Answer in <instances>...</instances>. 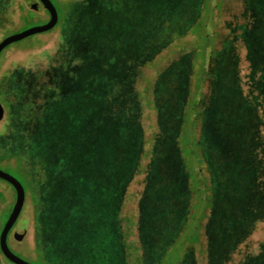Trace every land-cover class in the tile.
I'll return each mask as SVG.
<instances>
[{
    "label": "rangeland",
    "instance_id": "374dc122",
    "mask_svg": "<svg viewBox=\"0 0 264 264\" xmlns=\"http://www.w3.org/2000/svg\"><path fill=\"white\" fill-rule=\"evenodd\" d=\"M51 1L60 24L9 46L0 56V101L6 106L0 123V170L18 179L27 192L24 210L9 236L12 252L29 264H46L36 254L38 247L45 251L48 264H264V0ZM13 4L14 0H0V9L7 13L3 26L8 28L0 29V43L50 20L49 14L27 7L37 15L27 23L26 16L21 20V14L10 13ZM119 38L123 41L118 45ZM130 71L132 84L127 85L128 79L118 85ZM94 84L98 89H91ZM182 103L181 133L198 138L197 118L201 145L190 140L192 147L187 148L183 139L178 146L168 131L178 125L176 112ZM195 106L200 112L196 118ZM156 137L157 147H163L154 164L170 147L172 160L182 155L190 172L205 152V141L221 148L204 156L209 164L220 165L232 178L216 191L215 181L205 180L209 176L205 171L206 198L194 199L193 216L187 219L180 201L184 195L176 188L183 168L173 163L176 174L161 161L157 187L176 199L167 204L168 212L154 204L159 216L166 217L156 226L139 229L145 207L162 199L147 187L146 176L135 177L125 191L129 200L124 199L115 221L120 241L116 232L110 235L117 249L124 245L126 260L117 250V259H107L103 236L95 241L99 248L95 245L90 251L81 243L85 231L64 241L60 227L55 230V224L43 223L44 211L45 219L48 212L53 217L49 205L64 193L62 176L50 180L53 166L70 173L78 164L70 177L87 186L81 197L89 203L93 191L110 194V177L126 171L134 160L148 164L143 154L154 147ZM230 137L238 138L240 148H258L257 169L228 164L230 146L224 138ZM32 147H38V156ZM26 179L35 186L32 193ZM125 183L120 179L118 189ZM43 184L51 187V203H44ZM0 190L5 194L0 195L1 235L17 196L2 180ZM87 218L91 222V212ZM0 264H13L1 250Z\"/></svg>",
    "mask_w": 264,
    "mask_h": 264
},
{
    "label": "trees",
    "instance_id": "16d2710c",
    "mask_svg": "<svg viewBox=\"0 0 264 264\" xmlns=\"http://www.w3.org/2000/svg\"><path fill=\"white\" fill-rule=\"evenodd\" d=\"M31 1H33V0H23L22 2H17V0H14V4L11 7L12 11L10 13L21 14V20L24 18V16H26L27 20L25 18L24 19H25V22H27V23L35 21L37 19V15L32 13L31 11L27 10V7H28L27 4H28V2H31ZM4 12H5V9L1 8L0 9V29L2 31H5L8 29V28H5L3 26V22H2L4 15L7 14ZM31 15H33L32 18H31ZM135 17L136 16H134V18H133V16H130L129 19L132 20V18H133V20H134ZM149 19H154V17L152 15H150ZM131 24H133V23H131ZM163 25H165V24H163ZM153 33H155L154 29L152 30V34ZM80 34H82V33H80ZM121 39L119 38V40H116L117 41L116 44L119 45L120 41H123V38H121ZM146 43H149V41ZM98 47L101 48V46H98ZM95 49L99 50L97 48V46ZM93 50L94 49H92L91 51H93ZM128 51L130 52L131 50L129 49ZM88 53L90 54L92 52L88 51ZM101 53H103V51H101ZM137 53H138V51H137ZM101 56H102V54H101ZM190 73H191V71H190ZM127 75H128L127 79H125V81L121 80L120 82H118V85L119 84L122 85L128 79H129L128 84L127 83L126 84L128 86L132 84L131 81H133V76H134L133 73L130 71ZM95 85L96 84L91 85L92 90L98 89V87H95ZM188 95H189V90H188ZM181 108L182 109H180L179 112H176V120L178 122V125H175V128L168 127V131H171V133L174 134L173 138L176 139L175 143L178 146L181 145L183 139L185 140L184 144L186 145L187 148L192 147L191 141H194V143L198 142V144L201 145L202 144V141L200 139L202 137V135L200 133L201 129L199 128V126H197V118H196L199 116L198 114L200 112L197 111L198 109L196 106H195L196 110L192 109V111H193L192 116L196 118L195 128L197 131L195 132V134L197 135V133H198L199 136L197 138L194 135H192L193 139H189V138L185 137V135H183V133H181L182 126H183L182 125L183 124L182 119H184V118L181 119V117H182L181 112L184 111L183 109H185L184 103L181 104ZM191 121H193V118L191 119ZM126 124H127V122H125V125ZM177 128H178V130H177ZM189 128H190V131H194L193 126L189 125ZM168 134H169V132H168ZM51 138H52V135H51ZM195 138H196V141H195ZM230 138L231 139L224 138L225 141H227L228 146L231 147V148L229 147V151H228V152H230L228 164L234 165L235 163H237V165H241L242 169H244V170H245V168L247 169V168H250L252 166L255 169H257L258 168V165H257L258 156H257L256 151L258 148L250 147L251 149L250 148L248 149V146L240 148L237 146L238 145V138H235V137H230ZM165 139H166V136H164L161 139V141H163ZM157 140H159L158 137L155 138L154 142L156 144L154 145V147H152V149L147 150V152L145 151L143 154L144 159L149 160L148 164L142 166V164H140V163H138V161L134 160L133 161L134 164L130 165V167L126 168V171H124V172L122 171L120 174H116L117 173L116 172L112 178L110 177V179H112V181H113L111 193L101 196L102 195L101 193L98 194L96 191H93L92 196L89 198L91 203L90 202L85 203V201L81 197V195L84 193L85 189H86V192H88L87 186H84L82 180H79L77 177L76 178L70 177L71 173L73 171L77 170V167H78L77 163L75 166L71 167L70 173H69L67 168L56 169V165L53 166V168L50 169V180L55 182L57 175L62 176L61 177L62 180L60 181L61 182L60 191H62L64 193H62L61 195L60 194L56 195V197H58V199L57 200L55 199L56 200L55 205H52V204L49 205V206H51V209L53 210V214H52L53 217L48 212V217L45 219V216L47 215V210L44 211L43 216H42L43 223L45 221H49V227H52L55 224V226H54L55 230H59L58 228L60 227L62 230L61 231L59 230V233L62 236V240H64V241L68 240L70 237L72 239H75L74 237L76 235H78V233H79L78 231H85L84 236H82L81 243L83 246L85 245V246L89 247L90 251H93L98 247L96 245L95 241L97 240L98 237L103 236L102 241L104 242V240H105L104 246L106 247L105 250H103V251L106 253L107 259L112 258V257L116 258L114 256V254H115V251L117 250L118 254L120 256V259L123 260V259H125L124 255H123V250H122L124 245L121 243V245H119V247L117 249L116 244L113 241V236L111 239L110 235L113 234V232L114 233L116 232L115 236L117 235V233L119 234L118 228H120V227H118V224H117V222L115 223V221H116V218L118 216H120L121 211H119V210L122 209L121 204H123L124 199L126 198L129 200L128 197L130 196V194L126 195L125 191L128 188V186L133 182L135 177H137L138 175L139 176L140 175L146 176V178L148 179L147 187H150V191L151 192L153 191L157 197H160L162 199L159 202L154 201L145 207L146 208V212H145L146 214L143 216L142 222L139 223L140 224L139 229H143L144 226H146V227L156 226L157 221L164 219L166 217V216H159L158 210L164 209L167 211V204L171 202L172 198H175L173 195L169 194L168 190H163V192H162L163 187L161 189H159L157 187L158 186L157 181L161 180L160 177H157L159 174V168H160L159 164L161 163V161L164 162V165H167L168 171L170 170V171H173L174 173H176V172L172 168L173 163L178 162L180 164V167L183 168L182 174L176 173L177 174V180L180 179L182 181V182H178V186L176 188H178L177 190L180 191V193L184 195L182 198H180V201L183 202L181 208L186 209L185 210L186 215H184V214L183 215H184V218L187 217V219H188V215H189V217L193 216L192 214L194 212H193L192 207H193L194 199L197 197V199L199 198L200 201L204 202V200L206 198L205 192H206L207 184L203 183L202 179H204V178H205V180H207V178H208V180H210V178L213 179V182L215 181V185H216L215 190L217 191V188L219 186H220V190H221V186H226L227 182L232 178V176L231 177L228 176L229 172H227L223 168L222 169L219 168L220 165H218V164L216 165L215 162H213V161H212L211 165L209 164L207 157L208 156L210 157V154L212 155L213 151H217V149L220 147L219 146H213L211 144L206 145L205 141L203 142V144H204L205 152H207V153L205 154L204 151L201 153L202 155L198 157V162L194 164V166L190 172H189L188 167L186 165V160L184 157H182V155L178 154L177 158H175V160H172V155H171L172 149L170 147H169L170 151L167 149L168 147L164 148L166 156H163V158L158 157V161L154 164L153 161L156 160V154L159 155V153H161L160 150L163 147V146L157 147V142H156ZM63 143L66 144L65 142H63ZM146 144H147V141H146L145 145ZM235 144H236V147L234 148ZM37 149H38V147H35V148L32 147L33 155L38 156L39 153H38ZM141 153H142V150H141ZM245 153L247 155L246 158L244 157ZM159 156H161V155H159ZM204 156H207V157L205 158ZM150 161H151V164H150ZM81 163H83V162H81ZM252 164H254V165H252ZM83 167H84V165L82 166V168ZM155 167L157 169H155ZM82 168H80L81 170H79V171L82 172V170H83ZM151 168L152 169L154 168V171H152V175H151ZM235 168H236V166H235ZM63 169H66V171H63ZM207 170H208L207 173L209 174V176L204 177L203 174ZM177 172H178V170H177ZM73 175H74V173H73ZM202 177H204V178H202ZM72 179H73V181H72ZM76 179H78L79 181H77ZM120 179L121 180L123 179V181H126V183L123 186H121V190L118 189V187H120L119 186ZM26 181H27V179H26ZM62 184H64V185H62ZM28 185H29V190H30L29 193L30 192L32 193L34 191L35 186L31 183H29ZM41 188L43 189V193L46 195V198L44 199V203L48 204V201H49V203H51L52 199H54L53 195L49 196V194L51 193V187L49 185L47 186V184H43V185H41ZM25 190H26V188H25ZM26 194H27V192H26ZM0 195L5 197L4 192L1 190H0ZM215 195H216V193H215ZM100 196H101V198H97ZM214 198H215V196H214ZM177 201H178V199H177ZM156 203H158L160 206V208L158 210H155V206H153ZM89 206H90V209L88 208ZM209 210L210 209H208V210L206 209V212H208ZM90 212L92 213V216H93L92 220H94V219L96 220L95 221L96 225L94 227L92 226V223H93L92 220L90 222L87 218V216ZM195 213H196V211H195ZM207 216H208V214H207ZM173 227L174 226H172V229H173ZM45 228H46V226L44 225V229ZM179 232H180V230L177 232L175 238L178 236ZM54 237L56 238L57 235L54 234ZM117 237L120 241V237L118 235H117ZM175 242L176 241H174V243ZM95 245H96V248H95ZM185 247H186V245H185ZM169 249L171 250V248H169ZM44 252L45 251H43L42 248H40V247H38L36 250V254H38V253L40 254L39 256H40L41 260L44 261L46 264H48V262H50V261H48V262L46 261ZM88 253H90V252L88 251ZM121 264H126V263L121 262Z\"/></svg>",
    "mask_w": 264,
    "mask_h": 264
},
{
    "label": "water",
    "instance_id": "95a60500",
    "mask_svg": "<svg viewBox=\"0 0 264 264\" xmlns=\"http://www.w3.org/2000/svg\"><path fill=\"white\" fill-rule=\"evenodd\" d=\"M27 6L31 11L37 13H43L44 11H47L50 15L49 22L46 25L40 27H34L25 32L15 34L4 39L0 43V56L2 52L5 49H7L9 46L21 42L25 39H28L32 36L48 33L54 30L58 26L60 22L59 12L51 0H39V3H36V0H33L31 2H28ZM4 118H5V109L2 103L0 102V123L4 121ZM0 180L9 183L15 189L17 196L16 204L13 209V212L9 217L7 223L4 225V228L0 235V250L4 255V257L13 264H29L26 261L22 260L21 258L17 257L12 252L8 242L10 233L18 223L26 204L27 194L25 187L18 179H16L10 174L5 173L2 170H0Z\"/></svg>",
    "mask_w": 264,
    "mask_h": 264
},
{
    "label": "flooded vegetation",
    "instance_id": "af4514ba",
    "mask_svg": "<svg viewBox=\"0 0 264 264\" xmlns=\"http://www.w3.org/2000/svg\"><path fill=\"white\" fill-rule=\"evenodd\" d=\"M45 13L49 14L47 11H44ZM5 109V114H6V106H5V103L3 101H0Z\"/></svg>",
    "mask_w": 264,
    "mask_h": 264
}]
</instances>
